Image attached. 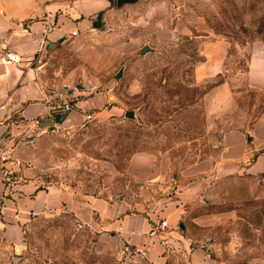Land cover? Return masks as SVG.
Masks as SVG:
<instances>
[{"label": "rangeland", "instance_id": "374dc122", "mask_svg": "<svg viewBox=\"0 0 264 264\" xmlns=\"http://www.w3.org/2000/svg\"><path fill=\"white\" fill-rule=\"evenodd\" d=\"M98 16V26L26 49L20 56H29L31 63L21 66L34 67V75L14 79V70L6 75V92L0 97L6 96L5 110L0 111L5 183L0 189V264H153L149 254H129L132 245L141 242L127 238L121 222L108 223L144 213L154 218V230L167 191L160 185L148 187L144 152L157 155L152 173L157 171L155 163L161 166L170 159L169 176L154 178L158 184L171 181L173 174L190 179L192 173L184 174V169L218 155L214 123L222 114L231 128L239 119L251 124L260 114L264 121V90L248 85L246 77L251 46L264 44V0H137L120 6L110 0ZM47 35L41 30V38ZM216 38L229 44L223 73L230 97L222 114L211 117L202 93L221 77L198 79L195 66L204 58L203 44ZM143 45L150 49L141 52ZM10 48L9 43L0 48V62L6 61V51L16 52ZM96 92H108L103 111H92L93 119L74 125L31 129L21 124L14 107L24 93V103L44 99L59 105ZM128 110L132 116L126 115ZM256 134L262 137L264 126L256 128ZM134 156L138 163L132 168ZM30 179L41 189L57 183L74 200L18 219L22 245L16 246L4 236V199ZM218 187L186 200L184 216L161 233L170 234L173 226L189 238L186 254L171 240L163 246L164 264H202L211 246V256L227 264L264 258V185L230 176ZM82 200L87 204H80ZM93 200L107 205L103 214L90 206ZM116 203L115 215H105ZM216 209L226 214L214 225L194 223V215Z\"/></svg>", "mask_w": 264, "mask_h": 264}, {"label": "crops", "instance_id": "0c3cea01", "mask_svg": "<svg viewBox=\"0 0 264 264\" xmlns=\"http://www.w3.org/2000/svg\"><path fill=\"white\" fill-rule=\"evenodd\" d=\"M109 5L110 0H0V48L9 43L19 58L17 61L0 62V97L5 95L6 75L10 70H14L13 77H11L14 79L21 78L23 74H31L30 76L35 74L34 67H29L26 70L23 68L24 66H21L31 63L29 56H20L25 53L24 51H27L26 49H34L39 42H54L64 39L76 26H79L80 30L93 26L96 12L107 8ZM45 22L52 23L54 27L46 38H41V30ZM181 27H183L182 24ZM228 46L229 44L224 38L206 41L202 48L204 58L195 66V74L198 79L221 77L202 93L206 102L207 116H211L214 112H218L217 115L219 116L222 114L220 110L224 111V108L229 106L230 83L223 73ZM3 68L6 72L3 71ZM246 77L248 85L264 90V44L256 43L251 46ZM31 91L35 90L32 88ZM23 95L21 98H16L14 107L19 113L21 124L25 127L29 126L31 129L77 124L84 120L83 117L87 111L101 113L103 111L101 107L108 100V92H96L74 101L72 108L65 109L63 102L59 105H50L44 99H33L24 103L23 99H25L26 93ZM5 97L0 98V111L1 109L5 110ZM19 99L21 100L17 102ZM262 120L263 114L255 117L251 124L245 119L242 121L239 119L238 126L231 128L230 120H225L223 114L220 119L217 118L214 123L217 130V144L214 145L219 147L218 155L217 157H204L188 169H184L182 173H192L190 179H187V176H181V174L178 176L173 174L171 181L168 178L163 184H158L154 178L163 179L165 176H169L170 159L168 157L161 166H157L155 163L157 171L152 173L151 168L154 164L152 158L157 157V155L152 152H144V163L149 167V173L146 176L149 178L148 187L153 188L160 185L163 191H167L164 201L157 211L159 219L165 218L169 222L168 225L177 222L184 216L186 200L197 198L206 193L209 195L216 186V189H219L218 186L224 178L230 176L255 179L257 183L264 185V135L260 137L256 134V128L264 126ZM2 128L3 126L0 124V131ZM134 157L131 160L132 168L138 163V157ZM4 184L3 174L0 171V189L3 188ZM38 186L36 180L30 179L18 184V192L15 193L17 195L12 194V198L4 199L6 204L5 219L8 222L5 224L4 236L16 246L22 245L21 235L17 228L18 219L25 218L26 213L31 211L59 206L58 204H62L64 201H67L65 203L69 205L74 200L73 195L57 183L47 185L45 189ZM203 200L204 202L209 201L208 198L204 197ZM214 201L210 198V204H215ZM79 203L85 205L87 200H82ZM93 203L95 205L91 204L90 206L100 209V213L103 214L102 210L107 205L98 200H93ZM11 206L14 207L13 211H11ZM117 207L118 203L109 205V214L105 215H115ZM225 214V211L216 209L196 214L192 219L196 224H210L211 226L220 221ZM102 217L105 218L103 215ZM152 219H154L152 216L149 217L144 213H133L116 219L118 220L116 222L108 221V223L117 225L116 223L121 222V230L127 238L136 242L139 241L141 245H146L148 248L147 255L149 254L153 264H164L165 254L162 253L164 245L159 243L158 236L151 231ZM181 226L183 225L181 224ZM170 228V234L168 232L165 234L168 244L171 240L175 245H178L177 247H180L181 252L186 254L184 248L187 246L189 238L183 233H178L173 226ZM150 231L151 234L148 237L145 236ZM210 245L213 243L211 242ZM211 251L212 246L210 252L208 248L206 249L207 257L206 260H202V264H227L225 261H217L213 258ZM238 264H264V258L254 257Z\"/></svg>", "mask_w": 264, "mask_h": 264}, {"label": "built area", "instance_id": "2783aa9c", "mask_svg": "<svg viewBox=\"0 0 264 264\" xmlns=\"http://www.w3.org/2000/svg\"><path fill=\"white\" fill-rule=\"evenodd\" d=\"M53 24L50 22H45L43 27H42V34L45 36L47 35L50 30L53 28ZM80 30L79 26H76V28L74 30H72L73 34H77V32ZM4 58L6 61H17L19 58L17 56V54L14 51H6ZM63 107L65 109H69L72 108L73 105L71 102L65 101L63 102ZM95 116L93 114L92 111H87L84 114V120H91L93 119ZM168 227V222L165 218H161L159 219L154 227V230L152 232L156 233L158 235V240L162 245H167L168 241L167 238L165 237V235L161 234L164 233V231L167 229ZM148 253V248L146 247V245H132V248L129 249V254H131V256H141V257H145L147 256Z\"/></svg>", "mask_w": 264, "mask_h": 264}, {"label": "water", "instance_id": "95a60500", "mask_svg": "<svg viewBox=\"0 0 264 264\" xmlns=\"http://www.w3.org/2000/svg\"><path fill=\"white\" fill-rule=\"evenodd\" d=\"M135 1H137V0H116V5L117 6H120V5H122V4H125V3H132V2H135ZM99 17L100 16H98L96 19H94V21H93V24H94V26H98V25H100V19H99ZM150 49V47L148 46V45H143L142 47H141V52H146L147 50H149ZM119 75V74H118ZM126 115L127 116H132V110H128L127 112H126Z\"/></svg>", "mask_w": 264, "mask_h": 264}]
</instances>
